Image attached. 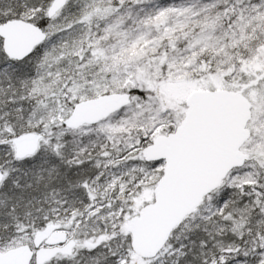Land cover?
<instances>
[{"label":"snow or ice","instance_id":"6c2138e0","mask_svg":"<svg viewBox=\"0 0 264 264\" xmlns=\"http://www.w3.org/2000/svg\"><path fill=\"white\" fill-rule=\"evenodd\" d=\"M0 264H264V0H0Z\"/></svg>","mask_w":264,"mask_h":264}]
</instances>
